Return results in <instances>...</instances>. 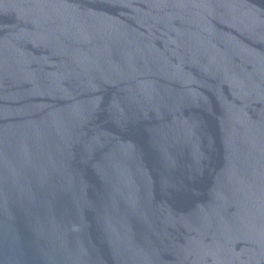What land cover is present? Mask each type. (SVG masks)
Returning <instances> with one entry per match:
<instances>
[{"label":"water","instance_id":"water-1","mask_svg":"<svg viewBox=\"0 0 264 264\" xmlns=\"http://www.w3.org/2000/svg\"><path fill=\"white\" fill-rule=\"evenodd\" d=\"M0 264H264V0H0Z\"/></svg>","mask_w":264,"mask_h":264}]
</instances>
